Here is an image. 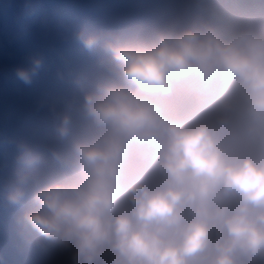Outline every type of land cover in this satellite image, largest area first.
Instances as JSON below:
<instances>
[{"label": "clouds", "instance_id": "1", "mask_svg": "<svg viewBox=\"0 0 264 264\" xmlns=\"http://www.w3.org/2000/svg\"><path fill=\"white\" fill-rule=\"evenodd\" d=\"M73 40L92 67L49 106V137L11 139L0 166L23 248L52 264H264V0H176ZM44 67L14 75L31 86Z\"/></svg>", "mask_w": 264, "mask_h": 264}, {"label": "bare ground", "instance_id": "2", "mask_svg": "<svg viewBox=\"0 0 264 264\" xmlns=\"http://www.w3.org/2000/svg\"><path fill=\"white\" fill-rule=\"evenodd\" d=\"M170 2V4H172L174 6L176 0H167ZM167 7V6H165ZM138 24H141V23H138ZM27 61H25L26 63ZM61 72H69L70 74H73L74 71H79V70H84L85 68L82 66V65H78V66H74L72 68H70L69 66H65V67H62V68H58ZM57 72L54 70V76ZM51 77H53L51 75ZM57 83V79L55 78L53 80V85L55 86ZM39 100L40 102H42V98L39 97ZM43 104V103H41ZM51 105H55V106H60V103L52 98L50 100V102L48 103L47 106H51ZM20 114V113H19ZM39 115H42V116H50V114H47V113H43V112H38ZM11 114H7V116H10ZM14 122H16V124H13ZM21 129V130H25V125L21 122V121H18V120H11L10 123L8 124V127H6V129ZM27 132L30 133V135L34 138V139H37V140H41V139H47L51 133V131H43V130H37V129H28V130H25ZM9 148L10 149H7V150H11V157L10 158H4L2 154H0V166H3V165H6L8 164L10 161H11V158H12V155H13V146L9 143ZM1 153V152H0ZM13 222V221H12ZM10 222V227H14V226H11V223ZM2 224V222L0 223V225ZM5 231V228H3V232L1 234V237L3 239V233ZM18 242H20V239L18 240Z\"/></svg>", "mask_w": 264, "mask_h": 264}, {"label": "rangeland", "instance_id": "3", "mask_svg": "<svg viewBox=\"0 0 264 264\" xmlns=\"http://www.w3.org/2000/svg\"><path fill=\"white\" fill-rule=\"evenodd\" d=\"M10 0H0V28L3 30L6 26L4 25V21L10 17V9L8 7V4H4L5 2ZM20 1V0H19ZM33 2V0H28ZM3 11V13H1ZM13 18L18 22L21 23L24 19V16L21 14L14 15ZM25 20H30L29 18L25 17ZM39 21H32L31 24L38 23ZM1 85V83H0Z\"/></svg>", "mask_w": 264, "mask_h": 264}]
</instances>
